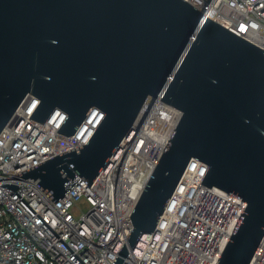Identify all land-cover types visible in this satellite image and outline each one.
I'll list each match as a JSON object with an SVG mask.
<instances>
[{"label":"water","instance_id":"95a60500","mask_svg":"<svg viewBox=\"0 0 264 264\" xmlns=\"http://www.w3.org/2000/svg\"><path fill=\"white\" fill-rule=\"evenodd\" d=\"M201 17L186 0H0V133L30 98L29 118L86 140L0 178L26 204L27 178L54 203L90 186L154 99L182 112L112 264L155 232L193 160L204 186L246 203L217 264H249L264 233V49Z\"/></svg>","mask_w":264,"mask_h":264},{"label":"built area","instance_id":"2783aa9c","mask_svg":"<svg viewBox=\"0 0 264 264\" xmlns=\"http://www.w3.org/2000/svg\"><path fill=\"white\" fill-rule=\"evenodd\" d=\"M216 23L264 49V0H186ZM205 14V15H204ZM30 98L0 133V178L7 179L81 146L52 121L31 118ZM182 115L156 98L122 138L90 186L80 178L55 203L31 178L15 191L85 264H112L131 230V214ZM191 161L154 233L142 234L123 264H217L244 200L202 179ZM11 188L0 185V264H82ZM249 264H264V233Z\"/></svg>","mask_w":264,"mask_h":264}]
</instances>
